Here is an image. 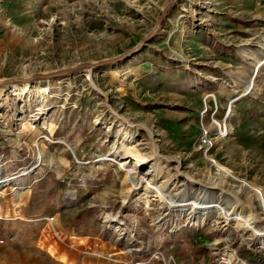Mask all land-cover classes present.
Segmentation results:
<instances>
[{
  "label": "rangeland",
  "instance_id": "374dc122",
  "mask_svg": "<svg viewBox=\"0 0 264 264\" xmlns=\"http://www.w3.org/2000/svg\"><path fill=\"white\" fill-rule=\"evenodd\" d=\"M167 1L0 0V77L117 55ZM229 12L240 26L225 24ZM262 59L264 0L245 9L239 0H178L124 61L22 94L3 90L0 262L28 252L46 264H254L264 252L251 188L264 193ZM135 129L140 156L125 151ZM235 204L244 216L253 207L261 233L224 219L220 209Z\"/></svg>",
  "mask_w": 264,
  "mask_h": 264
},
{
  "label": "water",
  "instance_id": "95a60500",
  "mask_svg": "<svg viewBox=\"0 0 264 264\" xmlns=\"http://www.w3.org/2000/svg\"><path fill=\"white\" fill-rule=\"evenodd\" d=\"M177 1L178 0H168L162 7L159 15L156 17L153 27L145 32L134 46L117 55L101 58L98 60L78 61L71 65L57 67L46 71H33L15 76H1L0 89L7 91L18 86H30L35 83L70 77L84 72L89 73L94 69L106 67L109 65H115L121 61H124L125 59L139 52L148 41H150L153 37L156 36V34L159 33L162 28L163 21Z\"/></svg>",
  "mask_w": 264,
  "mask_h": 264
},
{
  "label": "bare ground",
  "instance_id": "6f19581e",
  "mask_svg": "<svg viewBox=\"0 0 264 264\" xmlns=\"http://www.w3.org/2000/svg\"><path fill=\"white\" fill-rule=\"evenodd\" d=\"M264 63V59H262L259 64H258V67H260L261 65H263ZM249 88L252 87L254 84H253V81L251 80V82H249ZM29 85H24V86H21V87H18V88H14L11 92H14V93H26L27 91H29ZM4 91L2 89H0V97H2ZM221 133H225V132H229L230 130V127L229 125L227 124L226 121H224V123H222L221 125ZM136 132V129L135 131H133V134H131L128 139H127V142L125 144V151L129 154H132V155H135V156H140L139 154V150L137 149V145H134L133 143V139H134V133ZM151 136V135H150ZM140 158V157H139ZM125 163L122 162L120 165H124ZM138 164V163H137ZM141 164V163H140ZM139 164V165H140ZM216 167L217 169L219 170V173L220 171L224 174V175H227L229 174V171L227 170V168H225L223 165L221 164H218L216 163ZM223 177V176H222ZM222 179V178H221ZM129 180L131 182H134L133 178L129 175ZM9 181V178H4V179H0V185L2 183H5ZM211 182V185H220V177H215V178H211L210 180ZM152 188V187H151ZM252 190L254 191L255 195L257 197H259L260 199V202H261V205H262V208H263V213H264V193L262 192V190H260L259 188L257 189H254L253 187H251ZM150 192L153 193V196H156L158 197L161 201H164L165 203L168 204V206H171V207H178L180 206L181 204H176L170 197H168L167 194H165L164 192H161L159 189L157 188H152L150 190ZM230 196H234V194H232V192H229L228 193ZM235 206L236 204L231 207L230 209L226 210V209H223L221 208L220 209V212L222 213V216L224 217V219L226 221H231V222H234L236 225H238L239 227H244V228H248L250 230H252L253 232L255 233H261L260 230L258 229V226H257V222H256V219H255V214L253 212V207L250 206V204L248 205V207L252 210V213L250 216H244L242 215L241 213L239 212H236L237 210L235 209ZM196 207V206H195Z\"/></svg>",
  "mask_w": 264,
  "mask_h": 264
},
{
  "label": "crops",
  "instance_id": "0c3cea01",
  "mask_svg": "<svg viewBox=\"0 0 264 264\" xmlns=\"http://www.w3.org/2000/svg\"><path fill=\"white\" fill-rule=\"evenodd\" d=\"M248 4H249V0H239V6L242 8V9H245V8H247L248 7ZM231 7H238L237 5H231ZM228 15H227V17L229 18V20L228 21H226L225 22V24L226 25H228V26H233V25H237V26H240V18H238V17H236L235 15H233L231 12H229V13H227ZM241 17H243V16H241ZM7 207V206H6ZM8 208V207H7ZM9 209V208H8ZM8 209L7 210H5V208H4V219H7V211H8ZM11 209H13V208H11ZM15 212H17L18 210L16 209V207H15ZM15 219L16 218H19L17 215H15V217H14ZM58 223L60 224L61 223V218L60 217H58ZM5 228V227H4ZM8 232L7 231H4V243H8L9 245H10V239H12V238H10L9 240H6V237H8V236H6L5 234H7ZM9 236L11 235V234H8ZM43 235H44V229H43ZM43 237V236H42ZM41 236H40V238L39 239H36V240H32L30 243L33 245V248L34 249H38V248H41V244H43L44 242H45V239H44V241H43V238H42ZM45 238V237H44ZM54 243H56V242H51L50 243V245L51 244H54ZM9 245H6L4 248H6L7 246H9ZM14 246V244H12V247ZM11 246L10 247H7V248H12ZM17 249V248H16ZM29 251V250H28ZM43 252H45V251H43ZM46 253V252H45ZM36 254V253H35ZM50 254V253H49ZM51 256H55V255H48L47 254V257H51ZM17 257H19L20 259H22V260H17V259H12L13 257H9V256H7V255H5L4 256V260L3 261H1L0 262V264H46L47 262H48V259L47 258H45V257H42L41 255H37V256H34L33 257V255H32V253H31V255L28 253V252H21L20 254H18V256ZM67 257L68 258H70V256L69 255H67ZM56 257H54V259H55ZM52 260V259H51ZM63 262H65V261H63V260H60V264H62ZM87 263V264H98L97 262H94V263H91V262H89V261H84L83 259H81L79 262L77 261V260H75V264H83V263Z\"/></svg>",
  "mask_w": 264,
  "mask_h": 264
},
{
  "label": "trees",
  "instance_id": "16d2710c",
  "mask_svg": "<svg viewBox=\"0 0 264 264\" xmlns=\"http://www.w3.org/2000/svg\"><path fill=\"white\" fill-rule=\"evenodd\" d=\"M4 140H3V138L0 136V148H1V146H3L4 147ZM79 217V215H77L76 216V218H78ZM75 218V219H76ZM253 262H254V264H264V252H262V251H257V253H255V256H254V258H253Z\"/></svg>",
  "mask_w": 264,
  "mask_h": 264
},
{
  "label": "built area",
  "instance_id": "2783aa9c",
  "mask_svg": "<svg viewBox=\"0 0 264 264\" xmlns=\"http://www.w3.org/2000/svg\"><path fill=\"white\" fill-rule=\"evenodd\" d=\"M204 142H205V140H204ZM208 144H209V142H208Z\"/></svg>",
  "mask_w": 264,
  "mask_h": 264
}]
</instances>
